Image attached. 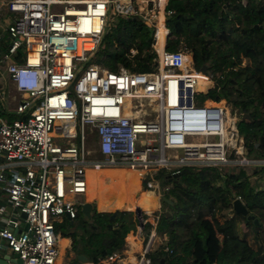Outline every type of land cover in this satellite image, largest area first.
Returning a JSON list of instances; mask_svg holds the SVG:
<instances>
[{
    "label": "built area",
    "instance_id": "obj_1",
    "mask_svg": "<svg viewBox=\"0 0 264 264\" xmlns=\"http://www.w3.org/2000/svg\"><path fill=\"white\" fill-rule=\"evenodd\" d=\"M238 1L246 8L251 0ZM0 3L7 19L0 28V250L17 254L21 264H56L55 225L72 221L86 202L77 197L87 187L86 169L173 175L193 167L264 165L247 160L239 115L225 100L207 98L212 76L194 66L186 48L168 52L164 45L158 53L152 44L157 57L146 73L89 64L110 15L138 16L154 28L156 14L123 0ZM12 114L16 119L6 122ZM69 121L75 132L65 136L62 122ZM87 130L93 150L86 147ZM154 245L141 264H151ZM163 252L172 253L167 246Z\"/></svg>",
    "mask_w": 264,
    "mask_h": 264
},
{
    "label": "trees",
    "instance_id": "obj_2",
    "mask_svg": "<svg viewBox=\"0 0 264 264\" xmlns=\"http://www.w3.org/2000/svg\"><path fill=\"white\" fill-rule=\"evenodd\" d=\"M158 2L164 12L165 0ZM114 19L89 64L113 72L120 66L138 73L151 71L157 57L151 49L154 28L138 16ZM164 25L168 31L165 50L186 48L194 66L208 70L214 87L207 98L225 100L237 112L236 128L247 160L264 161V0H251L246 8L238 0H167ZM130 48L137 51L133 58L128 56ZM246 167L250 174L244 166L184 168L171 180L173 188L165 196L171 204L162 200V191L160 199L168 210H152L155 234L166 240L149 255L151 264L160 259L166 264H264V165ZM168 176L165 170L159 171L160 187ZM236 198L247 209L246 217L232 210ZM130 200H108L103 207L98 205V211L92 207L90 216L79 212L71 222L64 219L55 225L56 233L71 241L74 259L85 256L98 264L124 250L130 232L140 226L134 209L125 210L132 206L134 200ZM137 206L144 208L143 201ZM114 209L127 212L112 218ZM227 211L231 217L226 218ZM240 223L250 229L253 245L247 233L240 235ZM152 229L143 222L146 235ZM165 246L171 254L163 252Z\"/></svg>",
    "mask_w": 264,
    "mask_h": 264
},
{
    "label": "rangeland",
    "instance_id": "obj_3",
    "mask_svg": "<svg viewBox=\"0 0 264 264\" xmlns=\"http://www.w3.org/2000/svg\"><path fill=\"white\" fill-rule=\"evenodd\" d=\"M155 14H157L155 11L152 13V16H154ZM114 15H110L109 17H108V19H107V27H110L113 23H114V21H115V19H114ZM151 21H153V19H151ZM154 21H155V19H154ZM153 21V22H154ZM128 54H129V57L130 58H133L135 55H136V53H134V51H132V50H128ZM189 58H190V55L188 56ZM82 66V64H80V65H78V67H81ZM85 68V67H84ZM207 72H208V70H207ZM208 74H209V72H208ZM13 119H16V116L14 115V114H12V115H9V116H6V122H11V120H13ZM87 142H86V147L89 149V150H93L94 149V145H95V140H94V136H93V134L90 132V130H87ZM74 142H76V141H74ZM245 151V150H244ZM110 169V170H109ZM245 169H246V172L248 173V174H250V172H251V169L250 168H248V167H245ZM102 171V172H101ZM127 171V170H126ZM126 171H118L117 170V168H98V169H95V171H93L92 173H91V176H90V187H93L94 189L92 190V191H90V192H92V194H94L93 192H96L94 195V198H95V200H93L92 198H89L88 196H83V197H81V198H78V200H86V202H90V203H92V205H93V208H94V210L96 209L97 210V208H98V205L97 204H100V203H103V204H105V202L106 201H108V200H112V201H114V202H125V201H129L130 199V201H132V197H133V195L135 194V193H133L132 194V190L133 189H135V187H133V185H137L138 187H139V193L134 197V201H132L133 202V204H132V206H130L131 208L130 209H134L135 208V206H136V199H137V196L143 191V188H142V186H141V184L138 182L139 180H137V181H135L134 183L135 184H132L129 180H131V179H129L128 178V175L125 173ZM131 171V173H133V172H136L134 169H131L130 170ZM101 173H104V174H106V178L103 180V182L102 181H100V178H99V174H101ZM112 174H116V176H117V178H120V179H118V180H116L117 178H115V180H113L114 178H112ZM109 175V176H108ZM124 177H123V176ZM112 179H111V178ZM102 179V178H101ZM129 179V180H128ZM101 182V184H99L100 186H99V188H96V186H94V185H96L97 184V182ZM132 181V180H131ZM158 181V180H157ZM162 182H161V187H160V184H159V189L162 191V193L164 194V198H165V196H167L168 195V189H171V188H173V185H174V183L172 182V181H163V180H161ZM147 182V181H146ZM253 182V181H252ZM152 183V182H151ZM93 185V186H92ZM149 187V186H148ZM147 188V187H146ZM145 188V189H146ZM167 188V189H166ZM98 192H100L99 193V195L97 194ZM161 193V194H162ZM91 194V193H90ZM89 194V195H90ZM91 194V195H92ZM141 196H142V200L141 201H143V206L145 205V206H147V208L144 206V208L142 209V211H143V215H142V223L144 222H149L151 225H153V223H155V219L153 220V218L155 217L154 216V214L155 213H153L152 212V210H156V207L160 204V203H158V200H157V198L155 197V194H154V191H153V189H152V187L150 186L149 187V190H144V193H142L141 194ZM4 197V196H3ZM5 198V197H4ZM95 201V202H94ZM97 201H98V203H97ZM162 207V208H161ZM160 209H161V211H167L168 210V207L165 205V203H163L162 205L160 204V207H159ZM77 209V214H79V212H80V208L79 207H77L76 208ZM100 209V208H99ZM98 211V210H97ZM117 212H127V211H125V210H119V211H116V213ZM158 213H160V210H158ZM225 214V216H226V218L228 217V215H230L231 213L229 212V211H227V212H225L224 213ZM134 215V214H133ZM224 216V217H225ZM145 218H146V220H145ZM144 219V220H143ZM218 219L220 220V221H222L223 219H222V217H218ZM138 220V219H137ZM139 221L140 220H138V223H139ZM156 225V224H155ZM154 225V226H155ZM238 229L241 231V233H242V230L243 229H246V227L242 224V223H240V224H238ZM143 227H140V226H138L137 228H136V230L133 232L134 233V236L136 237V236H138L139 235V232L141 233V235H140V239L142 240V242L144 241L145 243L147 242V240H148V237H143L144 235H145V232H141V229H142ZM150 233H151V230H150ZM150 233H148L149 235H150ZM149 235H147V236H149ZM157 237V238H156ZM164 237H161L160 235H155V237H154V242H155V245L153 246V248H152V250L156 247H158V245H160L161 243H163L164 242V240L165 239H163ZM146 240V241H145ZM156 240V241H155ZM3 242V241H2ZM4 243V242H3ZM144 243V244H145ZM249 243L251 244V245H253V241H252V239H250L249 240ZM69 244V241L67 240V241H63L62 242V244L60 245V248H59V257H58V260H60L61 261V264H82V262H80V261H78L77 260V258L76 259H74V255H73V253L70 251V248L67 246ZM144 244L142 245V246H144ZM62 247V248H61ZM64 247V248H63ZM60 249H63V253H62V255L60 256ZM121 252H122V250H121ZM122 255V257L121 258H124L123 257V254H121ZM138 255H137V258H136V261H137V259H138ZM105 264H119L118 263V261L117 260H115V261H108V262H106ZM122 264V263H121ZM129 264H136V262H131V263H129Z\"/></svg>",
    "mask_w": 264,
    "mask_h": 264
},
{
    "label": "bare ground",
    "instance_id": "obj_4",
    "mask_svg": "<svg viewBox=\"0 0 264 264\" xmlns=\"http://www.w3.org/2000/svg\"><path fill=\"white\" fill-rule=\"evenodd\" d=\"M123 1L127 2L129 4H132L139 11L140 10H144L148 15H152L153 11H155L157 13L155 15V21H154V29H155L154 38H155V41L153 43V47H154L155 50H157L158 53H162L164 45H165V39H166L167 31H166V28L164 26V20H165L164 19V12L160 9L159 2L158 1H153V0H143V1L142 0H123ZM143 4H145V5H143ZM184 55H185L186 59L189 61L190 58L188 56L190 54L186 52ZM187 69H188V66L185 65L183 68L180 69V72L181 73L187 72L188 71ZM199 83L203 84L204 81L203 80H199ZM62 124H63V127L65 129L64 135L65 136H72L74 134V132H75L74 122H72V121L62 122ZM131 169H134V168H127V167L117 168L118 171H126L127 170L125 173L128 175V178L131 179L134 182L140 179L138 182L141 184V186L143 188V191L137 197V199H136L137 201L136 202L137 203L141 202V200H142L141 194L144 193V189L146 187H148V186L149 187L151 186L153 191L156 192L155 196H156V198L158 200V203H160V199H161V190L159 189V184L160 183H159V181H157V178H156V176L159 173V171H155V170L141 171V170L134 169L136 172L131 173V171H130ZM93 171H95V169H93V168L85 170V178H86V181H87V187H86V190H85L84 194L81 195V196H77L78 198H81L83 196H93V195H89L91 193L90 192V176H91V173ZM106 174H104V173L99 174L100 181L103 182V180L107 177ZM99 184H101V182L98 181L97 184L94 185V186H96V188H99V186H100ZM138 193H139V187H137V192L133 195L132 198L134 199V197ZM97 203H98V201H97ZM98 205L100 207H103L104 204L100 203ZM128 207H126V208H128ZM116 211H119V210L115 209L112 213H114ZM133 211L135 212V214H136V216H137V218L139 220L140 216H142V209L139 208V207H135ZM155 235H156L155 234V230L152 229L150 235L148 236L147 242L146 243L144 242L145 244L142 247V249H141V251H140V253L138 255V256H142L141 260L140 261H135V259H133L131 262H133V263L134 262H137V263L139 262V264H141L143 262V260L147 256V253H148L149 249L154 244ZM62 241H63V239L59 240V244L60 245L62 244ZM63 252H64L63 249H61L60 250V256L62 255ZM59 262H61V261H59ZM56 264H57V262H56Z\"/></svg>",
    "mask_w": 264,
    "mask_h": 264
},
{
    "label": "crops",
    "instance_id": "obj_5",
    "mask_svg": "<svg viewBox=\"0 0 264 264\" xmlns=\"http://www.w3.org/2000/svg\"><path fill=\"white\" fill-rule=\"evenodd\" d=\"M143 1V0H142ZM153 1H158V0H153ZM166 4H167V0H165V6H164V13H165V7H166ZM0 7H1V3H0ZM5 11L3 10V8H1L0 9V28H3L6 24H7V19H6V13H4ZM164 19H165V15H164ZM165 26V25H164ZM167 31V30H166ZM167 35H168V31H167V34H166V37H167ZM165 42H166V39H165ZM111 178V177H110ZM112 179V178H111ZM113 180H115V179H113ZM129 180V179H128ZM130 182H132L133 184H135L134 183V181H131V180H129ZM93 186V185H92ZM133 187H135L136 189H137V185H133ZM94 188L93 187H90V191H92ZM94 194L96 193V192H93ZM91 194H92V192H91ZM90 194V195H91ZM94 194H92L93 196H95ZM154 194L156 195V192L154 191ZM139 196V195H138ZM137 196V197H138ZM4 197H5V194H4ZM142 197V196H141ZM156 197V196H155ZM0 203H2L1 201H0ZM98 205V204H97ZM145 206V205H144ZM137 207H139V206H137ZM146 208H147V206H145ZM160 204L156 207V210H160ZM131 207H128V208H125V210H127V209H130ZM139 208H141V207H139ZM141 209H143V208H141ZM115 210V209H114ZM113 210V211H114ZM113 211H111V212H113ZM154 216H155V214H154ZM228 217H231V214L230 215H228ZM153 220H154V218H153ZM154 225H155V223H153ZM154 225H152V227H153V229H155V226ZM244 225V224H243ZM245 226V225H244ZM246 227V226H245ZM143 229V228H142ZM141 229V232H143V230ZM238 231H239V233H240V235L241 234H243V233H247V239H248V241L250 240V239H252V233H251V231H250V229L249 228H247L246 227V229H243L242 230V233H241V231L238 229ZM149 233H150V231H149ZM130 234H131V236L132 237H130V238H128L127 239V242L125 243V246H124V250L122 249V252H120V255H119V258H118V263L119 264H129V263H131V261L133 260V259H135V261H136V258H137V255H139V253H140V251H141V249H142V245L144 244V241L142 242V240L140 239V235H141V233L139 232V235L138 236H134V233L131 231L130 232ZM149 235V234H148ZM144 238L145 237H148L146 234L143 236ZM61 239H64L65 241H69V244H68V247L70 248V244H71V241L69 240V239H66V238H61ZM133 239V240H132ZM63 240V241H64ZM133 242H132V241ZM253 240V239H252ZM62 241V242H63ZM139 247V248H138ZM134 248V249H133ZM61 250V249H60ZM121 254H123V257L124 258H121L122 257V255ZM121 256V257H120ZM60 260H57V264H61V262H59Z\"/></svg>",
    "mask_w": 264,
    "mask_h": 264
},
{
    "label": "water",
    "instance_id": "obj_6",
    "mask_svg": "<svg viewBox=\"0 0 264 264\" xmlns=\"http://www.w3.org/2000/svg\"><path fill=\"white\" fill-rule=\"evenodd\" d=\"M205 71H206V68H203L202 72L204 73ZM180 174L181 173L169 175L168 181L178 178ZM163 201L166 202L167 204H171V202L167 200L166 198H164ZM92 207H93L92 203L85 202L84 204L81 205L80 212L85 216H90ZM232 210L235 213L240 214L244 217H246L248 214L247 209L245 208L243 202L238 198L233 200ZM116 214H117L116 212L112 213L111 217L114 218ZM22 216L25 217V215H22ZM141 219H142V216H140L139 224H140V227H143V223ZM69 221L71 222V220ZM77 260L82 263L88 262V259L85 256H78ZM0 264H21V260L18 258L17 254H9L5 249H1L0 250ZM158 264H166V263L164 259H160Z\"/></svg>",
    "mask_w": 264,
    "mask_h": 264
}]
</instances>
